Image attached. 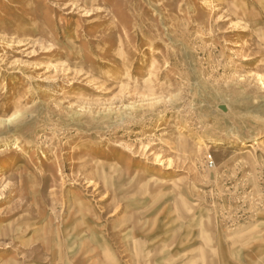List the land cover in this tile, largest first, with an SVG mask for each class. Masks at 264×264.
<instances>
[{
	"label": "rangeland",
	"instance_id": "obj_1",
	"mask_svg": "<svg viewBox=\"0 0 264 264\" xmlns=\"http://www.w3.org/2000/svg\"><path fill=\"white\" fill-rule=\"evenodd\" d=\"M204 1L0 0V264H264V0Z\"/></svg>",
	"mask_w": 264,
	"mask_h": 264
},
{
	"label": "bare ground",
	"instance_id": "obj_2",
	"mask_svg": "<svg viewBox=\"0 0 264 264\" xmlns=\"http://www.w3.org/2000/svg\"><path fill=\"white\" fill-rule=\"evenodd\" d=\"M235 1L236 0H233V3H234V5H237L236 3H235ZM207 2H209V0H205L203 3H207ZM155 63V62H154ZM111 75H113L112 74V72H109V76H111ZM259 81H261L262 82V84L264 85V77H263V75H260V77H259ZM13 117V116H12ZM11 117V118H12ZM7 122V121H6ZM254 143V142H253ZM255 144H257V142H255ZM158 157H161V155L159 154L158 155ZM171 162V161H170Z\"/></svg>",
	"mask_w": 264,
	"mask_h": 264
}]
</instances>
